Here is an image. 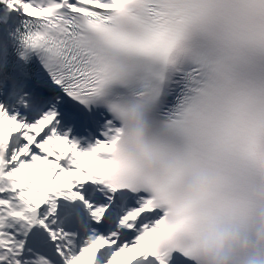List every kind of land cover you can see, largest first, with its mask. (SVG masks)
I'll list each match as a JSON object with an SVG mask.
<instances>
[{
    "label": "snow or ice",
    "instance_id": "6c2138e0",
    "mask_svg": "<svg viewBox=\"0 0 264 264\" xmlns=\"http://www.w3.org/2000/svg\"><path fill=\"white\" fill-rule=\"evenodd\" d=\"M256 59L264 0H0V264H197L201 218L247 230Z\"/></svg>",
    "mask_w": 264,
    "mask_h": 264
},
{
    "label": "clouds",
    "instance_id": "9594fccd",
    "mask_svg": "<svg viewBox=\"0 0 264 264\" xmlns=\"http://www.w3.org/2000/svg\"><path fill=\"white\" fill-rule=\"evenodd\" d=\"M130 124L140 127L138 119L133 116ZM139 132L133 135V141L141 140ZM147 171L152 166L146 164ZM259 182L264 185V164L261 165ZM211 189V185L203 179H196L184 190V196L198 201ZM264 204V197L256 198ZM202 236L195 243V258L197 264H264V208L255 211L250 219L247 230H237L231 222L218 223L203 217L200 220ZM179 242L191 241L192 232L181 233Z\"/></svg>",
    "mask_w": 264,
    "mask_h": 264
}]
</instances>
